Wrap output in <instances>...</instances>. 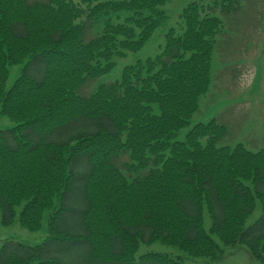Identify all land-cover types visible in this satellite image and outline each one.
Segmentation results:
<instances>
[{"label":"trees","instance_id":"trees-1","mask_svg":"<svg viewBox=\"0 0 264 264\" xmlns=\"http://www.w3.org/2000/svg\"><path fill=\"white\" fill-rule=\"evenodd\" d=\"M168 1L0 0V111L16 123L0 129L2 223L36 231L50 211L47 240L7 241L0 264H68L54 246H83L90 264H185L163 252L137 255L157 241L215 261L244 245L264 264V148L219 145L230 127L217 118L174 140L211 86L225 19L245 0L189 2L183 32L170 28L158 55L82 91L116 57L144 47ZM114 12L127 15L113 21ZM20 63L6 89L9 67ZM259 201L262 214L246 226Z\"/></svg>","mask_w":264,"mask_h":264},{"label":"rangeland","instance_id":"rangeland-1","mask_svg":"<svg viewBox=\"0 0 264 264\" xmlns=\"http://www.w3.org/2000/svg\"><path fill=\"white\" fill-rule=\"evenodd\" d=\"M194 0H170L160 6L166 13V19L161 22L143 48L138 51H128L125 56L116 57L115 66L107 73L90 80L83 88V93L93 92L99 84L120 79L123 68L138 60L158 55L166 43V35L170 28L182 33L184 25L180 13L186 4ZM213 0H203L211 3ZM244 3V2H243ZM244 7L234 18L225 19L223 34L219 37V46L213 58V80L206 94L201 96L200 109L191 118L188 125L182 128L174 140H184L187 132L198 122H208L217 118L230 127V134L219 145L234 146L242 142L251 150L264 148V0H245ZM223 16L221 8L215 12ZM126 12H114L108 15L113 21H122ZM102 24V22H101ZM101 24L93 29V35L99 32ZM6 89L10 88L22 73L24 63L11 65ZM1 109V107H0ZM16 123L0 111V129L12 128ZM128 162V155L121 157ZM77 168L81 175L86 172V164L81 161ZM79 194L71 196L72 202L79 201ZM262 203L250 215L246 226L251 225L262 214ZM49 216L46 212L40 229L31 231L22 226L18 219L12 224L2 223L0 209V249L7 241H19L29 246L45 242L49 236ZM212 220L205 210V227L210 229ZM147 252H163L171 256H181L185 264H261L255 260L242 245L226 248L222 260H211L207 257L191 256L178 246L161 241L152 244L142 243L137 255ZM52 253L62 257L68 264H90L86 260V250L83 246L53 247ZM30 264H36L33 261ZM155 264V263H147Z\"/></svg>","mask_w":264,"mask_h":264}]
</instances>
